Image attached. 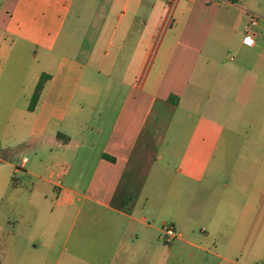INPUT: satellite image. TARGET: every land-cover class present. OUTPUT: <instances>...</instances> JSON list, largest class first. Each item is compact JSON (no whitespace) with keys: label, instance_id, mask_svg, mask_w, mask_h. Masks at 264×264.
I'll return each mask as SVG.
<instances>
[{"label":"crops","instance_id":"0c3cea01","mask_svg":"<svg viewBox=\"0 0 264 264\" xmlns=\"http://www.w3.org/2000/svg\"><path fill=\"white\" fill-rule=\"evenodd\" d=\"M75 1L0 0V169L57 202L1 263L47 264L76 213L66 264H264V0H97L82 43Z\"/></svg>","mask_w":264,"mask_h":264},{"label":"rangeland","instance_id":"374dc122","mask_svg":"<svg viewBox=\"0 0 264 264\" xmlns=\"http://www.w3.org/2000/svg\"><path fill=\"white\" fill-rule=\"evenodd\" d=\"M97 5V0L89 3H87L86 0L75 1L73 11L77 12L78 14H82V17L78 23V30L72 34L73 40L75 42L82 43L85 31L90 29L92 25ZM77 16V14L72 16L69 19L67 26L72 25L71 21L77 20ZM6 79L7 78L2 79L0 84V91L2 82H6ZM3 105L0 107V141L10 139V137H12V134H15V131L12 132L5 130L6 120L9 116L7 110L11 105V101L4 100ZM24 155L29 154L28 152H15L13 156L14 162L19 165ZM40 183L41 182L38 178L23 174V172H10L5 168L0 169V262L3 259L2 249L5 244L13 243V246L15 245L14 247L16 248L19 244V238L17 235H19L20 232L26 234L27 231L34 229L35 227L36 230L39 231V229H41L42 227L43 222L46 220V217H48L47 214H50L52 210L56 208L57 202L55 198H52V202L48 201L45 202V204L42 203L43 201L40 199L41 194L38 192ZM50 189L55 193L57 192L55 187L51 186ZM27 202H33L34 204L41 202L40 204L42 206L38 207L33 212L26 214L25 221L23 222V220H21L23 218V211L21 209L24 207L23 204H26ZM19 208L21 209L19 210ZM59 209L60 208L57 207V210ZM81 224L82 215H76V213L70 215L62 222H60V232L58 234L56 251L54 252V256L47 260V264H66L67 256L69 255L71 249L81 251V241L78 242L76 248L73 247L75 236L78 237L80 235ZM71 226H73V228ZM13 235H16L17 237L12 241V239L8 237H11ZM159 236V241H161L162 244L169 246L172 245L173 242L166 240L163 231L158 233V237ZM42 251L43 249L40 248L37 253L41 254ZM6 264H19V262L16 257L11 258L8 262H6ZM73 264L75 263L73 262ZM77 264H81V261H79Z\"/></svg>","mask_w":264,"mask_h":264},{"label":"built area","instance_id":"2783aa9c","mask_svg":"<svg viewBox=\"0 0 264 264\" xmlns=\"http://www.w3.org/2000/svg\"><path fill=\"white\" fill-rule=\"evenodd\" d=\"M259 20V16L255 13H251L249 15V23L247 27V34L244 37V42L248 45H254L255 44V39L252 37V31L253 28L257 25ZM162 231L166 237L167 241H172L174 238L177 237V232L174 228L173 225L171 224H166L163 226Z\"/></svg>","mask_w":264,"mask_h":264},{"label":"trees","instance_id":"16d2710c","mask_svg":"<svg viewBox=\"0 0 264 264\" xmlns=\"http://www.w3.org/2000/svg\"><path fill=\"white\" fill-rule=\"evenodd\" d=\"M42 86H43V81L41 80V82L39 83V85L37 87V91H36V93H35V95L33 97V100H32L33 105H34V103L37 101V99L39 97V93H40V90H41ZM0 264H1V262H0Z\"/></svg>","mask_w":264,"mask_h":264}]
</instances>
